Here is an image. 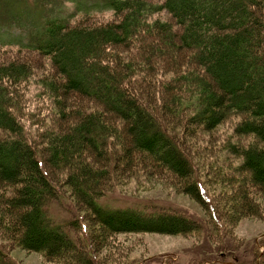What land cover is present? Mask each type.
<instances>
[{"label": "trees", "instance_id": "1", "mask_svg": "<svg viewBox=\"0 0 264 264\" xmlns=\"http://www.w3.org/2000/svg\"><path fill=\"white\" fill-rule=\"evenodd\" d=\"M95 2L93 9L80 13L109 11L108 19L71 23L70 14L52 17L17 45V52L34 53L48 63L50 72L39 83L62 116L59 129L37 138L25 132L15 107V87L31 75V66L22 60L0 62V239L7 243L0 245L1 252L19 248L41 253L54 264H97L85 223H49L46 208L67 193L89 208L105 231L97 236L105 240L112 233H204V225L188 216L107 210L98 203V180L107 173L84 161V155L105 158L108 138L118 136L117 130L102 113H74L67 106L70 97H87L126 123L127 141L122 137L117 142L124 146L120 159L149 158L165 166L204 208L216 233L227 234L226 221L259 211L255 202L264 196V0ZM133 48L138 51L131 55ZM181 56L184 65L179 67ZM164 58L175 66L170 83L154 78L156 60ZM163 114L196 139L204 134L210 139L217 128L237 120L218 146L222 161L216 157L208 167L217 172L210 178L226 201L213 202L200 166L182 151L184 140L174 135ZM49 168L65 171V184L57 183ZM223 247L230 260L243 264L228 239ZM1 252L0 264H13ZM249 264H256L254 257Z\"/></svg>", "mask_w": 264, "mask_h": 264}, {"label": "rangeland", "instance_id": "2", "mask_svg": "<svg viewBox=\"0 0 264 264\" xmlns=\"http://www.w3.org/2000/svg\"><path fill=\"white\" fill-rule=\"evenodd\" d=\"M73 1L77 2L79 6H90L97 3L95 0H0V62L4 58L22 60L31 66V75L15 87L17 91V105L15 107L21 126L29 136L34 138L46 134L48 131L59 129V125L63 123L60 120L62 116L57 112L49 94L46 90L44 91L39 83V79L46 77L50 72L48 63L34 53L17 52V45L25 44L27 35L32 31L41 29L43 23L52 17H65L70 14L69 16L72 15L70 18L72 23L86 19L89 21L106 20L111 16L109 11L83 15L80 12H83L85 8L81 7L77 11ZM75 10L79 13L74 14ZM137 51L136 48H133L130 54L133 55ZM168 60L170 59L164 58L165 63L164 61L161 62L162 60H156L158 63L155 65L154 78H157L160 83H170L172 80L170 79L172 77L170 68L175 66L172 61L169 63ZM183 60V56L177 59L179 67L184 65ZM161 67L166 70L160 72L158 68ZM153 103L159 108L160 102L157 95L154 96ZM67 106L74 113L78 110L102 113L106 117L108 125L114 131L117 130L118 136L112 134L113 136L108 138V145L105 150L108 155L105 158L95 154L90 156L89 153L84 155V161L95 162L94 167H97L100 173H104V171L107 173L98 180L102 191L100 192L101 196L97 199L103 208L107 210L134 208L154 213L165 211L169 215L177 214L191 217L201 222L205 227L201 237L137 232L112 233L105 240L103 236L102 238L97 236L99 232L104 233L105 231L103 232L96 220H93L92 212L75 194L67 193L62 197H56L46 208L49 223L65 226L74 219L85 223L91 231L92 239L90 237V240H92V254L95 263L232 264L233 259L228 258L223 247L224 242L228 239L231 245L236 246V258L239 257L243 264H249L253 257L256 264L261 259L263 260L261 264H264V196L255 202L258 205L259 214H245L236 219H230L229 222L226 221L227 234L216 233L209 223V217L204 208L184 192L185 188L182 183L177 181L175 176L165 169V166L157 165L149 158L134 162H124L120 159L124 146H121V143L117 144V142L123 141L122 137H125L127 141L128 127L126 123L115 115L106 113L100 104L87 97H70ZM163 117L165 123L167 122L169 127H173L174 135L181 138L182 141L184 140V144L181 143L182 148L180 147L182 151L185 154L188 153L186 155L200 166V177H202L209 195L213 198V202L217 205V201L226 197H222L218 190L219 186L214 179L210 178L217 172L208 167L209 163L212 164L216 157L218 162L222 161L219 156L221 154L217 151L218 146L230 135V125L232 127L237 120H231L226 125L217 128L210 139L206 137V134L196 139L184 134V131L181 130L182 127L176 126V120L166 118L165 114ZM61 128L64 129V127ZM115 150L120 153H114ZM79 159L75 161V165L79 164ZM236 161L238 159L232 158V162ZM49 169V174L57 183L65 184L63 182L66 176L65 171L59 172L52 168ZM222 215L223 212L221 211ZM218 217L222 219L220 216ZM63 230L71 236L74 235V230H68V227L63 228ZM5 244L7 243L0 239V245ZM6 247L8 246L6 245ZM1 253L6 255V258L13 264H54L51 259L45 258L41 253L28 252L19 248L5 249ZM261 253H263L262 256ZM207 256L210 260L200 261L202 257L208 258ZM234 263L235 261H233ZM4 264H7L6 261Z\"/></svg>", "mask_w": 264, "mask_h": 264}]
</instances>
